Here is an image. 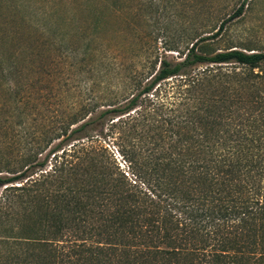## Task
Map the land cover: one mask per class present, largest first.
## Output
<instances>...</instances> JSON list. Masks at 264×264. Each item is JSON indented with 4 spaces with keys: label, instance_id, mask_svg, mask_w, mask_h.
Masks as SVG:
<instances>
[{
    "label": "trees",
    "instance_id": "obj_1",
    "mask_svg": "<svg viewBox=\"0 0 264 264\" xmlns=\"http://www.w3.org/2000/svg\"><path fill=\"white\" fill-rule=\"evenodd\" d=\"M246 6L179 60L0 50V264H264V48L210 43Z\"/></svg>",
    "mask_w": 264,
    "mask_h": 264
},
{
    "label": "rangeland",
    "instance_id": "obj_2",
    "mask_svg": "<svg viewBox=\"0 0 264 264\" xmlns=\"http://www.w3.org/2000/svg\"><path fill=\"white\" fill-rule=\"evenodd\" d=\"M244 2L245 13L210 43L216 50L248 42L264 48V0H0V50L21 49L32 79L42 76L45 66L60 55L59 46L51 44L55 33L66 34V44L79 51L88 41L99 39L124 63L140 60L144 46L156 47L161 57L179 60L178 52L166 50L185 52L191 39L213 35ZM44 15L46 19H41ZM44 22L54 27L48 35L38 30ZM99 140L127 172L115 137L105 132Z\"/></svg>",
    "mask_w": 264,
    "mask_h": 264
}]
</instances>
